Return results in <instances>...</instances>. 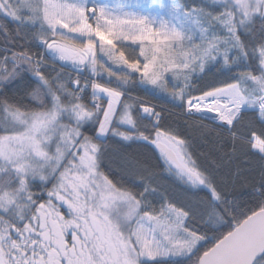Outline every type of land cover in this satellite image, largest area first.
<instances>
[{
	"label": "snow or ice",
	"instance_id": "6c2138e0",
	"mask_svg": "<svg viewBox=\"0 0 264 264\" xmlns=\"http://www.w3.org/2000/svg\"><path fill=\"white\" fill-rule=\"evenodd\" d=\"M0 264H264V0H0Z\"/></svg>",
	"mask_w": 264,
	"mask_h": 264
},
{
	"label": "trees",
	"instance_id": "16d2710c",
	"mask_svg": "<svg viewBox=\"0 0 264 264\" xmlns=\"http://www.w3.org/2000/svg\"><path fill=\"white\" fill-rule=\"evenodd\" d=\"M153 102H156V101H153ZM169 107H171V106H169ZM173 111L178 113V110H176V109H173ZM173 118L182 120V117H178V116H174ZM117 147H119V145H117ZM134 149L140 151L144 156H146L149 159L150 164H152L154 166L157 165L158 162L156 160L155 152L153 149L148 148V147H144V146H134ZM157 170L159 171V168H157ZM161 183L167 185L169 187V191L172 192L177 199H180V197L182 195V190L180 188L176 187L171 180L164 179L162 177Z\"/></svg>",
	"mask_w": 264,
	"mask_h": 264
}]
</instances>
